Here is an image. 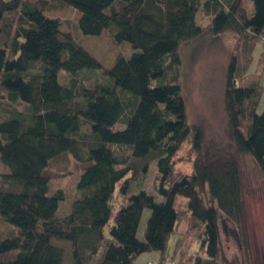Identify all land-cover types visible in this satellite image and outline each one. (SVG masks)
<instances>
[{"label": "trees", "instance_id": "1", "mask_svg": "<svg viewBox=\"0 0 264 264\" xmlns=\"http://www.w3.org/2000/svg\"><path fill=\"white\" fill-rule=\"evenodd\" d=\"M249 1L251 14L242 0H0V264H136L154 252L157 261L146 264H181L190 243L177 240L170 257L166 250L186 218L200 227L202 252H187L183 264H252L240 166L203 154V132L187 122L180 85L166 80L168 67L180 63L179 46L206 32L196 21L201 8L211 34L231 31L245 42L250 63L255 43L264 47V0ZM52 2L77 12L82 38L106 32L129 44L131 55H117L101 83L84 85L79 74L101 64L45 15ZM237 63L233 55L225 74L228 133L264 177L263 87L240 86ZM188 139L192 170L176 172ZM62 154L83 168L76 196L59 213L64 193L51 191L46 169ZM151 162L155 194L142 186ZM178 196L186 201L182 214ZM220 224L236 237L241 260L221 256Z\"/></svg>", "mask_w": 264, "mask_h": 264}, {"label": "rangeland", "instance_id": "2", "mask_svg": "<svg viewBox=\"0 0 264 264\" xmlns=\"http://www.w3.org/2000/svg\"><path fill=\"white\" fill-rule=\"evenodd\" d=\"M242 2L245 10L251 14L253 11L251 2L249 0H242ZM48 8L45 15L58 19L63 32L74 33L81 46L101 64L102 70H84L79 74L87 87L101 83L104 70L112 66L117 55L123 54L127 57L131 55L132 49L129 44L124 42L117 45L106 32L97 37L82 38L78 35L76 30L78 14L72 8L62 6L57 2H52ZM196 21L206 29V32L199 39L182 43L179 46L180 63L168 67L166 80L172 82L174 81L172 78H176L179 83L185 103L187 122L190 127H198L203 132V154L209 159L234 158L238 162L245 208L247 241L252 264H264V177L249 155L236 153L234 143L228 133L223 98L226 69L231 57L235 55L241 71L238 84L245 86L251 82L259 81L263 87L259 110L264 107V47L261 42L255 43L249 63L246 44L235 33L225 31L219 35L211 34L209 31L210 16L204 12L203 8L198 11ZM59 79L62 83H66L65 72H60ZM195 158L196 155L191 150L188 139L181 145L174 158L175 171L191 172L192 161ZM82 168V163L75 161L69 154L59 155L50 161L46 169L50 179V189L51 191L61 190L64 193L59 213L68 210L71 200L76 196V184ZM0 170H2L1 164ZM155 185L156 167L155 163L151 162L142 186L147 192L155 194ZM184 201L185 198L181 196L176 198L174 206L179 214L185 212ZM148 215L149 210L145 209L138 226V237H143ZM181 225H185V222ZM2 229L4 230V226L0 225V232ZM192 229H194L192 233L197 235L200 227H192ZM219 233L221 256L227 260L234 258L241 260L243 249L239 246L236 237L234 238L224 231L221 224ZM174 237H171L168 242L166 254L169 257L173 253ZM187 243H190L189 240ZM187 252L192 255L202 251L199 249L198 242H191L188 249L185 246L182 250L181 264L186 263L188 257L191 258ZM157 259V255L154 253H142L138 256L136 264H146L149 261H157Z\"/></svg>", "mask_w": 264, "mask_h": 264}, {"label": "crops", "instance_id": "3", "mask_svg": "<svg viewBox=\"0 0 264 264\" xmlns=\"http://www.w3.org/2000/svg\"><path fill=\"white\" fill-rule=\"evenodd\" d=\"M1 164V163H0ZM2 166V165H1ZM4 167L2 166V170L0 172L4 171ZM186 201H184L185 203ZM183 222H185V225H181ZM193 229L190 228V222L189 219L186 218L185 220H182L180 223H178L177 229H176V234L174 237V242L177 240H182V243H186V241L189 240V242H197L196 240V234L194 235ZM141 238V237H139ZM155 255H157V258L159 257V254L154 252Z\"/></svg>", "mask_w": 264, "mask_h": 264}, {"label": "built area", "instance_id": "4", "mask_svg": "<svg viewBox=\"0 0 264 264\" xmlns=\"http://www.w3.org/2000/svg\"><path fill=\"white\" fill-rule=\"evenodd\" d=\"M149 264H154V263H149ZM166 264H172L170 261H168Z\"/></svg>", "mask_w": 264, "mask_h": 264}]
</instances>
